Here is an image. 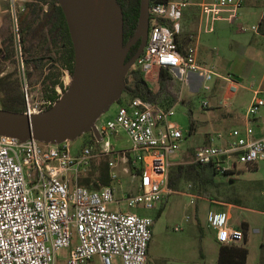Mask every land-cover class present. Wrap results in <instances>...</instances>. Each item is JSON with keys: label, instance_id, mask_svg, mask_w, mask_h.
I'll return each instance as SVG.
<instances>
[{"label": "built area", "instance_id": "built-area-1", "mask_svg": "<svg viewBox=\"0 0 264 264\" xmlns=\"http://www.w3.org/2000/svg\"><path fill=\"white\" fill-rule=\"evenodd\" d=\"M246 1L209 0L204 5L241 8ZM2 2L9 4L14 49L16 57L22 59L15 0H0V14ZM187 3L169 0L149 5L148 38L130 69L143 75L165 69L181 85L196 73L204 91L212 90L207 83L217 75L235 93L240 84L233 75H218L212 67L198 62L194 46L180 47L178 20ZM258 27L252 25L250 29L258 32ZM22 76L23 113L27 115L47 110L61 95L56 91L55 98L32 99L27 94L23 71ZM249 87L252 94L244 114L245 126L216 137L208 135L194 147L191 163L208 165L216 174L231 175L241 166L248 169L264 159V134L255 136L251 125L264 107V82ZM179 99L180 95L176 102ZM176 102L160 107L139 96L123 98L113 119L101 125L98 118L95 121L100 139L90 132L92 140L74 150L69 140L51 144L0 135V264H56L62 248L69 249L66 264H84L95 255L101 264H113L115 257L121 264H147L153 219L118 207L114 185L118 180L112 168L121 163L124 173L140 178L137 192L124 196L128 208L158 210L162 206L172 192L168 188L169 168L173 163L182 164L180 160L170 161V156L181 150L185 138L182 129L168 119L174 114ZM217 105L229 106L231 99L221 96ZM201 106L208 108L207 101H202ZM118 130L127 135L128 149L117 151L107 140L110 135L117 136ZM102 158L106 159L109 183L94 189L80 184L79 178L92 160ZM193 202L192 198L190 203ZM112 204L117 205L113 210L109 209ZM228 220L223 210H208V225L215 231L217 243L243 242V231ZM173 230L182 229L177 224ZM73 239L76 243L72 245Z\"/></svg>", "mask_w": 264, "mask_h": 264}, {"label": "rangeland", "instance_id": "rangeland-1", "mask_svg": "<svg viewBox=\"0 0 264 264\" xmlns=\"http://www.w3.org/2000/svg\"><path fill=\"white\" fill-rule=\"evenodd\" d=\"M25 1L29 0H15L17 15L24 7ZM201 1L203 0H187L188 3L178 23L181 29L192 34L193 38L189 37L188 40L180 38V41L196 46L198 62L212 67L218 75H238L237 81L242 86H239L231 105L216 108L215 105L220 95L212 93V90L200 89L199 85L202 80L196 73H192L191 78L183 85L171 74L173 82L165 86L162 95L154 103L160 107H169L180 95V99L174 105V114L168 119L179 126L185 136L181 150L170 156V161L180 160L182 164L191 163L193 148L201 145L208 135L216 137L218 133L223 134L224 110L234 109L241 117L244 116L252 94L249 86L252 83L256 87L258 82L264 81L263 36L250 29L252 25H259V12L262 5L258 4L250 9L247 6L242 9L217 5H200L199 7ZM12 29L13 20L9 4L2 2L0 40L12 33ZM25 46L29 47L28 51L23 52L22 59L17 56L15 63L12 62V58H4V51L0 52V78L13 73L11 79L17 76L21 81L22 71L24 74L30 72L29 77H25L27 94L32 99H42L45 98L44 93L48 90L50 81L57 77L62 86H56L55 90L62 94L64 87H67L71 81L68 70L60 66L59 62L57 63L62 49L38 39L28 40ZM38 57L43 58L38 67L33 68L31 63H26L27 60ZM52 62H55V68L51 70V77L46 79L45 75L50 73L48 67ZM143 77L150 88L158 87V72L154 71ZM219 79L220 77L213 75L207 84L213 87ZM20 89L23 91L22 86ZM173 93H177L176 98L173 97ZM1 95L0 92V105ZM120 97L128 98V95L123 91ZM202 101H207L208 108L201 106ZM118 106L119 101L117 100L98 117L97 123L101 125L113 119ZM256 116H260L258 120L264 121V107ZM191 120L194 122L195 129L189 133ZM256 121L252 123V126H255L257 131L260 130L259 128H264L262 126L264 124L261 123H258V128ZM88 139L89 134L84 133L71 140L72 150L79 148ZM107 140L117 151L128 149L130 146L129 139L122 130H118L117 136H108ZM98 162L100 163L97 164ZM91 165L80 176L79 182L80 179L89 176L94 168L104 165V158L92 160ZM176 165L173 163L170 166L169 173ZM121 166L120 163L112 168L118 180L114 181L115 198L119 201L118 207L153 219L147 264H218L217 254L220 244L215 240L214 230L208 225L207 213L209 209L224 207V203L227 202L242 204L241 208L233 209L231 222L238 225L234 227L239 228L242 221H248L247 247L250 251L259 252L260 243L264 242V189H261L260 184L254 183L253 179L258 178L260 173L263 175L264 169L255 172L241 166L239 172L231 175H212L210 171L204 170L200 178L194 175L184 177L179 181L176 190L167 195L166 203H163L164 207L157 215L158 210L155 208L145 209L142 206L128 208L126 206L124 196L137 192L140 178L138 176L132 178L129 173H124ZM230 179L234 180L233 185L229 184ZM192 198L194 202L190 203ZM116 206V204L109 205V209L113 210ZM186 216H189L187 221ZM177 224L182 230H173ZM74 243L76 239H73L72 244ZM68 253L69 249H60L57 253L56 264H66ZM84 264H101V262L95 255Z\"/></svg>", "mask_w": 264, "mask_h": 264}, {"label": "water", "instance_id": "water-1", "mask_svg": "<svg viewBox=\"0 0 264 264\" xmlns=\"http://www.w3.org/2000/svg\"><path fill=\"white\" fill-rule=\"evenodd\" d=\"M57 2L73 45L71 81L55 103L41 113L27 115L0 108V135L58 144L92 132L99 140L95 121L125 91V76L145 46L149 0H139L137 24L125 44L117 0ZM137 42L136 52L126 60L130 47Z\"/></svg>", "mask_w": 264, "mask_h": 264}, {"label": "trees", "instance_id": "trees-1", "mask_svg": "<svg viewBox=\"0 0 264 264\" xmlns=\"http://www.w3.org/2000/svg\"><path fill=\"white\" fill-rule=\"evenodd\" d=\"M169 0H149V4L153 2H167ZM121 7L123 15V44H125L133 35L138 14H139V0H117ZM23 8L17 15V26L19 31L20 43H21V54L27 52L29 47L25 46V43L30 39L42 40L45 43H49L52 46H58L62 49L61 54L57 59V63L62 67H65L70 76H72L74 53L73 45L69 35L67 23L59 6L57 0H29L25 1ZM46 6V8L44 7ZM17 14V13H16ZM261 22L259 23V26ZM138 48V42L132 45L126 55V60H129ZM5 52V59L12 58V62H16L17 57L13 44V35L9 33L1 39L0 52ZM43 58L38 57L27 60L26 63H31L33 68L38 67ZM55 68V62L51 63L48 67L49 72L46 76L50 78L52 75L51 70ZM31 73L27 72L26 76L29 77ZM11 76H4L0 78V92H1V109L23 112L24 107V94L21 91V81L15 77L11 79ZM157 81L159 83L156 89H152L148 86L143 74L134 69H129L125 76V92L128 97L139 96L142 99L150 102H155L165 90V86L169 82H173L171 74L165 70L160 69L158 72ZM175 82V81H174ZM56 86H62L61 81L55 77L50 81L48 90L44 93L47 98L56 97ZM66 87H64L65 89ZM173 97H177V93H173ZM168 95V93H165ZM121 96V95H120ZM122 98L120 97L118 101ZM195 129L193 120L189 123V133ZM89 139L92 140L90 132ZM194 149V148H193ZM193 153V151H192ZM98 162L97 164H99ZM92 166V165H91ZM254 166L249 167L253 169ZM208 170L212 175L216 174L208 165H199L195 163L190 164H177L174 169L169 173L168 176V188L171 191L176 190L179 181L184 177H190L192 175L199 177L201 172ZM227 175V174H225ZM80 184L88 187L89 189L99 188L102 185L109 183L108 167L104 159V165L98 166L91 171L90 175L80 179ZM163 205L158 209L157 215L162 210ZM239 228L244 231V239L241 245H219L217 254L218 264H245L248 249L245 245V233L247 231V224L241 222Z\"/></svg>", "mask_w": 264, "mask_h": 264}, {"label": "crops", "instance_id": "crops-1", "mask_svg": "<svg viewBox=\"0 0 264 264\" xmlns=\"http://www.w3.org/2000/svg\"><path fill=\"white\" fill-rule=\"evenodd\" d=\"M206 1H208V0H203V1H201L200 3H199V7H200V5L201 6H204V4H206ZM258 4H261L262 5V7L260 8V12H259V22L258 23H260L261 22V25L258 27V32H254V33H257V34H259V35H261V36H264V0H247L245 3H244V5L241 7V8H239V9H242V8H245V6H247V8H251V7H253V6H257ZM182 27L180 26V31H179V33H178V35H177V40H178V42H179V44H180V47L182 48V49H185L186 47H188V46H191L190 45V43H182L181 41H180V38H184V39H186V40H188L189 39V37H191V39L193 38V35L192 34H189V33H186V32H184L182 29H181ZM181 36V37H180ZM194 46V45H193ZM195 48H196V46H194ZM196 55H197V52H196ZM197 57V56H196ZM219 75H221V74H219ZM233 77H234V79L237 81L238 80V78H239V76L237 75H233ZM191 78V74L189 75V79ZM238 82V81H237ZM264 81H261V82H258V84L257 85H259V84H261V83H263ZM239 83V82H238ZM240 84V83H239ZM241 85V84H240ZM251 85H253L252 83H251ZM242 86V85H241ZM215 92V94H217V96H219V97H221V96H224V99H226V98H229V99H231V104H232V101H233V99H234V96H235V94H236V92L235 93H231L230 91H229V88H228V83L224 80L223 81V79H219V80H216V82L214 83V86L212 87V93H214ZM220 99V98H219ZM219 99H218V101H219ZM218 103V102H217ZM215 107L216 108H218L219 106L216 104L215 105ZM224 107H228V106H224ZM260 116H256L252 121H251V125H252V123L255 121V120H257L256 121V123L258 124V123H261V124H264V121H262V120H258V118H259ZM245 124H246V119H245V115L243 116V117H241L239 114H238V112H236L234 109H232V110H224V133H226L229 129H231V128H234V127H240V128H243L244 126H245ZM239 125V126H238ZM263 127H264V125H262ZM253 127V126H252ZM258 128H259V124H258ZM260 130H258L257 131V129H256V127L254 126L253 127V130H254V135L255 136H261V135H263L264 134V128H259ZM254 166V168L252 169V170H254L255 172H260L262 169H264V159L263 160H260V161H258L255 165H253ZM245 168V167H244ZM245 169H247V168H245ZM241 170H242V168H241ZM247 170H251V169H247ZM239 172V171H238ZM264 175V174H263ZM262 175V173H260L257 177L258 178H255V179H253L254 180V183H258V184H260V187H261V189L263 188L264 189V176ZM229 181H231V182H229ZM228 182H229V184H234V180H232V179H230ZM166 203V201L164 202V204ZM164 204H162L163 205V207H164ZM161 207V206H160ZM242 207V204H237V203H232V202H227V203H224V207H219L218 209L219 210H223L225 213H226V215L228 216V221H229V224L230 225H232V226H236L237 224H233L232 222H231V219H232V211H233V209H235V208H241ZM263 213H264V211H263ZM242 222H245L246 224H247V230H248V227H249V223H248V221H246V220H244V221H242ZM238 226V225H237ZM238 228V227H237ZM240 229V228H239ZM242 230V229H241ZM214 233H215V231H214ZM243 233H244V231H243ZM248 234H247V231H246V233H245V245H246V247H247V236ZM151 240V239H150ZM263 241V240H262ZM150 243V242H149ZM242 244V242L241 243H238L237 245H241ZM73 245V244H72ZM148 247H149V245H148ZM247 249H248V254H247V258H246V262H245V264H264V242H261L260 243V249H259V252H257V253H255V251H250V248H248L247 247ZM147 253H148V250H147ZM202 257H203V254L201 255ZM113 264H121V261H120V259L119 258H117V257H115L114 259H113ZM199 264V263H198ZM203 264V263H202ZM204 264H206V263H204Z\"/></svg>", "mask_w": 264, "mask_h": 264}, {"label": "flooded vegetation", "instance_id": "flooded-vegetation-1", "mask_svg": "<svg viewBox=\"0 0 264 264\" xmlns=\"http://www.w3.org/2000/svg\"><path fill=\"white\" fill-rule=\"evenodd\" d=\"M12 74H13V73H12ZM26 74H27V73H25V77H26ZM6 75H8V74H6ZM6 75H4V76H6ZM13 75H14V74H13ZM4 76H3V77H4ZM16 77H17V76H16ZM14 78H15V77H14ZM17 78H18V77H17ZM19 80H20V79H19Z\"/></svg>", "mask_w": 264, "mask_h": 264}]
</instances>
